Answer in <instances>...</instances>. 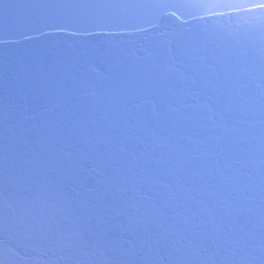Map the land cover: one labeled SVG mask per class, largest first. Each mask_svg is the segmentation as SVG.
Instances as JSON below:
<instances>
[{
  "label": "snow or ice",
  "instance_id": "obj_1",
  "mask_svg": "<svg viewBox=\"0 0 264 264\" xmlns=\"http://www.w3.org/2000/svg\"><path fill=\"white\" fill-rule=\"evenodd\" d=\"M0 264H264V0H0Z\"/></svg>",
  "mask_w": 264,
  "mask_h": 264
}]
</instances>
